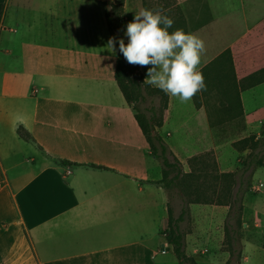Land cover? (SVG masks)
I'll list each match as a JSON object with an SVG mask.
<instances>
[{"label":"crops","instance_id":"1","mask_svg":"<svg viewBox=\"0 0 264 264\" xmlns=\"http://www.w3.org/2000/svg\"><path fill=\"white\" fill-rule=\"evenodd\" d=\"M175 1L187 32L204 41L200 69L226 50L238 79L264 67V0ZM25 4L0 0V264H179L165 229L168 204L178 217L182 200L159 185L161 165L116 82L117 52L107 47L105 13L107 36H75V26H91V0H31L44 7L39 23L48 38H40ZM125 5L138 6L132 21L143 0ZM148 67L140 66L145 76ZM90 92L105 99L98 110ZM241 99L246 131L254 116L260 119L264 82L244 89ZM187 104L185 114L183 103L169 96L156 129L172 138L169 147L183 170H190L188 158L214 150L220 171H234L238 152L215 142L204 105L196 107L192 98ZM91 114L98 123L90 122ZM19 126L34 140L21 139ZM170 198L179 200L177 208ZM262 202L256 212L250 200L242 202L241 264H264ZM189 209L180 222L185 251L203 264L197 254L202 227L213 222V231L224 235L219 223L229 206L192 203Z\"/></svg>","mask_w":264,"mask_h":264},{"label":"trees","instance_id":"2","mask_svg":"<svg viewBox=\"0 0 264 264\" xmlns=\"http://www.w3.org/2000/svg\"><path fill=\"white\" fill-rule=\"evenodd\" d=\"M124 2L125 0H115L110 9L106 8L105 17L110 37L124 38L127 43L122 26ZM143 6L144 9L159 11L172 18L174 24L169 31L183 29L187 32L186 21L175 0H143ZM116 52L115 79L127 103L136 109L135 119L149 146L150 153L160 161L162 179L159 185L169 192L175 191L182 200V208L178 217L174 216L173 207L168 204V224L165 229L166 240L171 245L179 264H198L194 256L186 253V233L180 228V222L189 216V205L192 203L229 206L225 234L230 233L231 245L233 244L231 254L235 253L236 261L240 264L239 227L242 225V199L248 191L250 176L255 168L264 167V127L260 134H249L231 142L232 147L239 153V167L234 171H220L214 150L188 158L187 163L190 170L184 171L180 160L156 130L164 123L169 95L143 83L144 78L140 72V66L129 64L126 61L119 52L118 42ZM200 70L203 73L206 87L192 97L195 106H205L211 127L219 129L220 125L224 128L229 126L234 130L233 135L245 131L246 123L241 92L264 82V67L238 79L232 53L226 50ZM142 87L150 94L160 95L162 98L158 108L153 106L149 109L151 115L137 109L135 105L137 100L143 99ZM17 134L25 141L34 140L23 126L18 127ZM63 163L70 164L71 162L63 160ZM244 175L249 177L245 180L246 184L242 182ZM229 219L235 221V226L229 228ZM225 264H231L230 260Z\"/></svg>","mask_w":264,"mask_h":264},{"label":"clouds","instance_id":"3","mask_svg":"<svg viewBox=\"0 0 264 264\" xmlns=\"http://www.w3.org/2000/svg\"><path fill=\"white\" fill-rule=\"evenodd\" d=\"M174 20L159 11L141 9L126 25L124 38L110 37L107 47L119 52L129 64L149 66L143 83L170 97L187 102L206 87L199 66L204 41L183 29L169 31Z\"/></svg>","mask_w":264,"mask_h":264},{"label":"rangeland","instance_id":"4","mask_svg":"<svg viewBox=\"0 0 264 264\" xmlns=\"http://www.w3.org/2000/svg\"><path fill=\"white\" fill-rule=\"evenodd\" d=\"M25 1V6H28L27 8H30V16L34 19L35 21V25L34 27V31L37 32V37H44V38H48V35L45 34V31H43V29L40 28V25L42 24L43 21H40L39 23V15L41 14V12L43 11V9L39 8H44L43 6H36L35 5H30L31 0H29L30 2L28 3V0H24ZM131 1V0H130ZM113 3H115V0H91V6H89L90 8V19H91V26L87 29H85L83 31V29H81V27H76L73 28V33L74 35H82V34H88L90 36H102L103 34L107 36V34H105L104 32V23H103V14L105 13L104 11L106 10V8L110 9V6L113 5ZM133 4V3H130ZM31 6V7H30ZM138 6H126L125 2H124V15H123V22H122V26L123 29H126V25L131 21L130 20V14L133 10L137 9ZM141 9H144V6H141ZM136 12V11H135ZM77 14L79 15V11L77 12ZM105 24L106 20H105ZM44 24H42L43 26ZM17 31H22V26L16 27ZM108 30V29H107ZM109 34V33H108ZM110 36V35H109ZM57 39H60L57 37ZM58 41V40H57ZM90 46H92V44H90ZM137 78V77H136ZM143 78L145 80L146 76L143 75ZM141 81V80H139ZM142 94H143V99H139L135 102L136 108L140 109L144 112H146L148 115H151L150 112V108L151 107H159L161 104V100L162 98L160 97V95H152L150 94L147 89H145L144 87H142ZM108 97V96H107ZM216 99V98H215ZM89 100L90 102L94 103L95 105V109L98 110L100 108L99 104L104 103L105 99L98 93V92H90L89 94ZM214 100V98H213ZM260 102L264 103V100L261 99ZM182 112L185 114H188L190 107L187 104V102H183L182 105ZM135 112L136 109L134 108ZM259 117L260 119H255L256 117L254 116L253 119L250 121L249 124V128L248 130L241 132V133H236L233 135L234 130H232L229 126H226V128L223 127V125H220L219 129L216 128L217 130V136H215L214 140L216 143L218 144H226V150H229V146H231V142L233 140L238 139L239 137H242L244 135H249V134H253V133H261L263 127H264V105L261 107L260 112H259ZM91 119L90 122L92 123H98L97 118L94 115H90ZM165 142L168 144V146H171V144H173L172 138L170 139V136H165L164 137ZM213 141V137L211 139ZM231 150V149H230ZM217 152V151H216ZM26 153V152H25ZM217 154V153H216ZM246 154V153H244ZM26 157L29 155L28 153L25 154ZM225 157H229V155H226L225 153ZM238 157H239V153L237 156V159L234 158L233 163H235V168L234 170L239 167V161H238ZM231 158V157H230ZM187 159V158H186ZM186 159H184V165H186ZM159 161V160H158ZM160 163V161H159ZM234 165V164H232ZM25 165L21 166L20 169L24 168ZM20 169H18L17 171H19ZM256 171V174L254 175V172ZM255 170L253 171L252 175L250 176V183H249V187H248V191L244 194V200H242V202L244 203L245 201H251V208H253V211L256 212L257 211V207L258 205L262 204L263 200H264V191L260 192L259 189H257V187L255 185H257V181H259L260 179L262 180V182L264 183V175H261V173H264V167H257L255 168ZM16 171H10L9 173L14 174ZM247 175V174H246ZM246 175L243 176V184L245 183L246 180ZM249 178V177H248ZM247 178V179H248ZM245 185H243L244 187ZM255 188V189H254ZM172 201V204L174 205V208L179 205V200L176 199H172L170 198ZM244 206V205H243ZM209 213L213 214V211H210ZM227 219V218H226ZM251 222V226L253 228H256L255 222L249 221ZM220 226L222 225V229L224 230V235H218L217 229L216 231H213V222L210 224V227H206V225H203L204 227H202L201 233H200V242H201V246L197 252L198 255H200L203 258V264H225L228 260H230L231 264H239L236 261V256L235 253L231 254V237H230V233L225 234V223L221 224L219 223ZM190 224L186 223V225L184 224L185 228H189ZM230 226H235V221L233 219H229V228ZM243 228V225H241L239 227V232H241ZM207 230L209 231V233L207 232ZM230 232V231H229ZM242 238L240 237V247L242 248ZM171 255V254H170ZM229 256L228 259L225 258V256ZM241 264V263H240Z\"/></svg>","mask_w":264,"mask_h":264},{"label":"built area","instance_id":"5","mask_svg":"<svg viewBox=\"0 0 264 264\" xmlns=\"http://www.w3.org/2000/svg\"><path fill=\"white\" fill-rule=\"evenodd\" d=\"M256 187H257V189L260 190V188L262 187V183H258V184L256 185ZM254 189H255V188H254Z\"/></svg>","mask_w":264,"mask_h":264}]
</instances>
